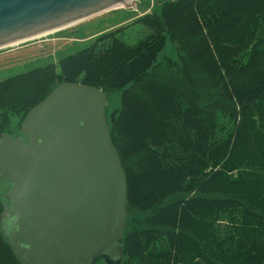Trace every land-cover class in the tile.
<instances>
[{"label": "trees", "instance_id": "trees-1", "mask_svg": "<svg viewBox=\"0 0 264 264\" xmlns=\"http://www.w3.org/2000/svg\"><path fill=\"white\" fill-rule=\"evenodd\" d=\"M135 24L133 44L117 29L1 81L0 135L60 84L120 91L106 121L127 216L145 215L120 264H264V0L164 1ZM0 264H19L1 234Z\"/></svg>", "mask_w": 264, "mask_h": 264}, {"label": "water", "instance_id": "water-1", "mask_svg": "<svg viewBox=\"0 0 264 264\" xmlns=\"http://www.w3.org/2000/svg\"><path fill=\"white\" fill-rule=\"evenodd\" d=\"M126 1L0 0V49ZM106 109L101 90L63 83L0 135V234L19 264L121 263L126 181Z\"/></svg>", "mask_w": 264, "mask_h": 264}, {"label": "rangeland", "instance_id": "rangeland-1", "mask_svg": "<svg viewBox=\"0 0 264 264\" xmlns=\"http://www.w3.org/2000/svg\"><path fill=\"white\" fill-rule=\"evenodd\" d=\"M164 1L170 0H136L133 2L129 0L125 4L111 7L105 13L91 18L86 17L87 20H84L86 18L81 19L76 22L77 24L66 25L64 29L59 28L44 37L2 48L0 49V82L33 68L42 67L47 63L56 64L60 58L88 47L98 36L117 29H122L119 35L125 42L133 44L145 34L144 29L135 24L136 19L154 12ZM178 47L177 44L166 40L157 61L165 58L176 63L181 55ZM119 96L120 91L117 90L109 93L108 115L114 110H119ZM12 122L17 123L18 121L13 119ZM5 189L6 185L0 183V191L3 193ZM143 216L145 215L141 213H132L127 216V224L131 225L132 219ZM218 223L223 224L224 221L218 220ZM220 226L216 228V234ZM97 264L110 263L102 261Z\"/></svg>", "mask_w": 264, "mask_h": 264}, {"label": "bare ground", "instance_id": "bare-ground-1", "mask_svg": "<svg viewBox=\"0 0 264 264\" xmlns=\"http://www.w3.org/2000/svg\"><path fill=\"white\" fill-rule=\"evenodd\" d=\"M110 9V8H109ZM109 9H106V10H104V11H101V12H98V13H96V14H94V15H92V16H90V17H88V18H91V17H94V16H96V15H99V14H101V13H105V12H107ZM84 20H87V18L86 19H84ZM83 20V21H84ZM74 24H77L76 22H74V23H72L70 26H72V25H74ZM67 28V27H66ZM63 29H64V27H63ZM46 35H48V34H44V35H41V36H39V37H36V38H33V39H31V40H34V39H38V38H40V37H44V36H46ZM29 41V40H28ZM18 43H16V44H11V46H15V45H17Z\"/></svg>", "mask_w": 264, "mask_h": 264}]
</instances>
